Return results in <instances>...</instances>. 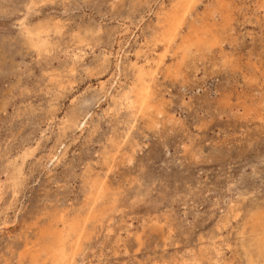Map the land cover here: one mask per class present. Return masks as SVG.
Masks as SVG:
<instances>
[{"label":"rangeland","instance_id":"rangeland-1","mask_svg":"<svg viewBox=\"0 0 264 264\" xmlns=\"http://www.w3.org/2000/svg\"><path fill=\"white\" fill-rule=\"evenodd\" d=\"M263 237L264 0H0V264H264Z\"/></svg>","mask_w":264,"mask_h":264},{"label":"bare ground","instance_id":"bare-ground-1","mask_svg":"<svg viewBox=\"0 0 264 264\" xmlns=\"http://www.w3.org/2000/svg\"><path fill=\"white\" fill-rule=\"evenodd\" d=\"M193 1V0H192ZM186 14V13H185ZM185 17V16H184ZM179 20H182V19H179ZM182 23V22H181ZM180 23V24H181ZM177 26V25H176ZM174 30H176L177 31V29L176 28H174ZM176 31H175V33H176ZM32 35V34H31ZM48 35V34H47ZM27 40V39H26ZM172 40V39H171ZM43 41H44V39H43ZM171 42V41H170ZM36 43V42H35ZM44 43V42H43ZM35 45H37V44H35ZM38 46H39V44H38ZM37 46V47H38ZM49 46V45H48ZM46 47V46H45ZM37 49V48H36ZM45 49V48H44ZM48 49V48H47ZM46 49V50H47ZM41 50V49H40ZM186 50V49H185ZM156 73V72H155ZM153 74V73H152ZM151 77H153V76H151ZM149 86H151V85H149ZM152 90V89H151ZM147 91H149V90H147ZM144 92H146V91H144ZM136 93V92H135ZM149 93V92H148ZM153 93V92H152ZM150 94V93H149ZM139 95V94H138ZM135 96H137V95H135ZM146 96V95H145ZM150 97V96H149ZM137 98H138V96H137ZM141 98V97H140ZM147 98V97H146ZM128 99H130V98H128ZM137 100V99H136ZM147 100V99H146ZM127 101V100H126ZM145 101V100H144ZM133 102V101H132ZM137 102V101H136ZM139 103H140V101H138ZM130 103V102H129ZM147 103H150V102H147ZM145 104V103H144ZM152 104V103H151ZM146 105V104H145ZM150 105V104H149ZM143 107V106H142ZM150 107V106H149ZM152 107V106H151ZM143 109V108H142ZM151 110V109H150ZM142 112V111H141ZM147 112H149V111H147ZM144 113V112H143ZM97 187V186H96ZM96 190L98 191V188H96ZM95 190V191H96ZM104 192V191H103ZM101 193V192H100ZM102 194V193H101ZM95 195V194H94ZM103 195V194H102ZM103 198H104V196H102ZM95 199V198H94ZM93 199V200H94ZM113 200V199H112ZM94 203V202H93ZM95 206H96V204H95ZM93 207H94V205H93ZM87 216H88V214H87ZM81 218V217H80ZM79 218V219H80ZM83 219H85V217L83 218ZM86 219H87V217H86ZM260 219H261V217H260ZM62 220V219H61ZM95 219H93L92 221H94ZM65 221V220H64ZM63 220H62V222H64ZM77 221H79L78 219H77ZM83 221V220H82ZM85 221V220H84ZM91 221V220H90ZM89 221V222H90ZM73 222H75V221H73ZM263 222V221H262ZM66 223V222H65ZM70 223V222H69ZM69 223H67V224H69ZM76 223V222H75ZM78 223H80V222H78ZM92 223V222H91ZM262 224V223H261ZM79 225V224H78ZM84 225H85V223H84ZM73 226V225H72ZM77 226V225H76ZM70 227V226H69ZM68 227V228H69ZM83 227V226H82ZM262 227V226H261ZM70 229H71V227H70ZM262 229H263V227H262ZM54 230V229H53ZM263 231V230H262ZM53 232V231H52ZM263 233V232H262ZM54 234V233H53ZM66 235H68V234H66ZM65 235V236H66ZM55 236H56V234H55ZM72 236V235H71ZM68 237H69V235H68ZM59 238V237H58ZM264 238V237H263ZM262 238V239H263ZM72 241V240H71ZM264 241V240H263ZM263 241H261V242H263ZM261 242H259V243H261ZM69 243V242H68ZM263 244V243H262ZM75 245H77V243L75 244ZM54 247V246H53ZM46 248H47V246H46ZM55 248H56V246H55ZM262 249V248H261ZM46 250V249H45ZM48 250V249H47ZM71 250V249H70ZM262 251V250H261ZM263 251H264V247H263ZM262 251V252H263ZM55 252V251H54ZM78 252V251H77ZM53 253V252H52ZM57 253V252H56ZM261 256V255H260ZM263 257V256H262ZM73 258H74V253L73 252H70L69 250H68V244L66 243V238L64 239L63 237L61 238V240H60V245L58 246V254L55 256V259L56 260H59V261H62L63 263H70V262H72L73 261ZM54 259V260H55ZM55 260V261H56ZM75 261V260H74ZM53 262V261H52ZM252 263V262H251ZM257 263V262H256ZM264 263V262H263ZM200 264V263H199ZM253 264V263H252ZM255 264V263H254Z\"/></svg>","mask_w":264,"mask_h":264}]
</instances>
